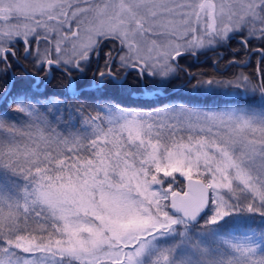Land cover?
Returning a JSON list of instances; mask_svg holds the SVG:
<instances>
[{"label": "snow or ice", "instance_id": "1", "mask_svg": "<svg viewBox=\"0 0 264 264\" xmlns=\"http://www.w3.org/2000/svg\"><path fill=\"white\" fill-rule=\"evenodd\" d=\"M232 41L217 74L182 66ZM262 63L264 0H0V264H264ZM132 73L205 103L104 95Z\"/></svg>", "mask_w": 264, "mask_h": 264}, {"label": "trees", "instance_id": "2", "mask_svg": "<svg viewBox=\"0 0 264 264\" xmlns=\"http://www.w3.org/2000/svg\"><path fill=\"white\" fill-rule=\"evenodd\" d=\"M257 47L258 45H253V47ZM111 47V45H109ZM239 45L236 44L235 41L230 42L225 47H216L218 48L214 53L220 54V51H223V56L217 58V63H221L220 66L226 64L227 61L233 59L232 51L233 49L238 48ZM42 48V45H41ZM206 51L197 52L198 54L207 53ZM213 54V52H212ZM212 54L205 56L203 59L197 60L193 59L192 56L188 55L181 61L182 66L187 68L191 72L203 71L210 74H217L220 69L215 68L212 64ZM223 58V60H222ZM236 60H244L247 59V56L244 52H240L237 56H235ZM256 59L257 55L251 56V63L247 67H231L229 72H245V73H253L256 71ZM22 64L32 71L31 61L30 60H21ZM218 66V65H217ZM219 66V67H220ZM261 67L264 68V63L261 64ZM20 69L14 68L13 75L17 77L16 87L17 89H26L29 87V81L20 80L19 74ZM93 70L90 69L87 71L86 76L80 81L81 85L88 84V81L91 79ZM42 75V74H40ZM75 75V73H74ZM8 77L0 76V92H3L4 89V81L7 80ZM185 77L182 75L179 79L171 80L170 82L163 84L158 80H153L150 78H144V86L148 89H153L154 87H158L163 90V93L158 91H154L150 94L142 91L141 80L136 77L135 73H132L127 76L126 80L122 84L111 83L107 85L104 95L110 97L116 103H119L126 107L137 108L148 110L155 107H160L164 104H168L171 102H187L196 105H203L205 101L203 98H196L195 93L189 92V83L188 81L182 84V81ZM64 84V80L61 78L59 72H54L52 79L46 86L40 85L39 89L33 87V92L43 93L39 98L41 100L46 99L48 96L58 95L62 91V85ZM180 84L176 89L170 90L172 87ZM91 91V90H90ZM98 95V93H96ZM62 98V97H61ZM224 99H232L229 97H225ZM240 99L241 102H245L246 98H237ZM69 103H73V101L69 100ZM66 118V117H65Z\"/></svg>", "mask_w": 264, "mask_h": 264}, {"label": "rangeland", "instance_id": "3", "mask_svg": "<svg viewBox=\"0 0 264 264\" xmlns=\"http://www.w3.org/2000/svg\"><path fill=\"white\" fill-rule=\"evenodd\" d=\"M44 47V45H42V48ZM256 47V46H255ZM218 48H215V49H213V50H217ZM218 51H220V54L218 55L217 54V52L216 53H214V51H212V50H208V52L207 53H202V54H198V53H196V55H190V56H192V58L193 59H197V60H200V59H203L205 56H207V55H210V54H212V52H213V56H212V64H213V66L215 67V68H218V69H220V70H223V68H224V66L228 63V61L226 62V64L225 65H223V66H220V64L221 63H217L218 61H217V58L218 57H221V56H223V51L222 50H218ZM258 56H257V59H256V69H257V60H258ZM222 60H223V58H222ZM215 62V63H214ZM22 63V62H21ZM218 65V66H217ZM220 66V67H219ZM10 75H13V73H11ZM90 77H92V76H90ZM142 82H141V86H142V84L144 85V79H140ZM188 80H187V78L185 77V79L182 81V84L183 83H185V82H187ZM84 85H87V84H84ZM180 86V84H178V85H176V86H174V87H172V88H174V89H176L177 87H179ZM154 88H158V87H154ZM153 88V89H154ZM142 91H144L145 93H147V94H150L149 92L152 90V89H148V88H146L145 86H142ZM158 89H160V88H158ZM156 108V107H155Z\"/></svg>", "mask_w": 264, "mask_h": 264}, {"label": "water", "instance_id": "4", "mask_svg": "<svg viewBox=\"0 0 264 264\" xmlns=\"http://www.w3.org/2000/svg\"><path fill=\"white\" fill-rule=\"evenodd\" d=\"M142 86H144V85L142 84ZM174 88H175V87H174ZM174 88H171L170 90H172V89H174ZM154 91H158V92H160V93H163V92H164V91L161 90V89L154 88V89H152L149 93H152V92H154Z\"/></svg>", "mask_w": 264, "mask_h": 264}]
</instances>
